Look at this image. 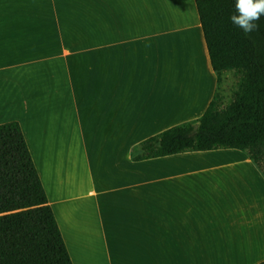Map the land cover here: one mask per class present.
<instances>
[{
  "label": "crops",
  "instance_id": "crops-1",
  "mask_svg": "<svg viewBox=\"0 0 264 264\" xmlns=\"http://www.w3.org/2000/svg\"><path fill=\"white\" fill-rule=\"evenodd\" d=\"M128 1L0 0V124L20 123L74 264H258L264 175L245 151L133 160L201 117L218 78L195 0L186 28Z\"/></svg>",
  "mask_w": 264,
  "mask_h": 264
},
{
  "label": "trees",
  "instance_id": "trees-1",
  "mask_svg": "<svg viewBox=\"0 0 264 264\" xmlns=\"http://www.w3.org/2000/svg\"><path fill=\"white\" fill-rule=\"evenodd\" d=\"M195 3L217 90L201 117L142 141L133 160L238 148L264 175V16L245 35L229 19L235 0ZM231 71L237 87L223 106L220 86ZM0 264H74L18 121L0 124Z\"/></svg>",
  "mask_w": 264,
  "mask_h": 264
},
{
  "label": "rangeland",
  "instance_id": "rangeland-1",
  "mask_svg": "<svg viewBox=\"0 0 264 264\" xmlns=\"http://www.w3.org/2000/svg\"><path fill=\"white\" fill-rule=\"evenodd\" d=\"M172 0H129L128 2H121V5L128 6L131 5L130 8L133 9V11H145L147 15H162L163 18H167L169 22H167L168 27L171 25H178L180 28H186L189 18L192 20L194 17V14L192 12V9L190 8V2L186 3L185 0H176L177 1V10L182 12L183 16L181 17L175 12V7L173 6ZM62 4V3H61ZM73 7L76 10H79V1H76L74 3H71ZM83 4V3H82ZM105 4V3H103ZM107 6H109V3H106ZM90 4L84 3V9L87 7L88 9L90 8ZM110 9V7H108ZM106 10V7H104ZM90 12V11H89ZM71 13H69L70 15ZM177 16H174V15ZM68 15V13H67ZM174 16L171 18V16ZM72 20L79 21L77 17L71 16ZM146 19L151 22L153 18L146 17ZM162 19V18H161ZM173 22V23H172ZM79 23V22H78ZM73 24V23H72ZM150 24V23H149ZM166 25V26H167ZM237 81L238 78L236 77L234 72H227L223 76V81L220 86V92L222 94V105H226L231 97H232V92L236 89L237 87Z\"/></svg>",
  "mask_w": 264,
  "mask_h": 264
},
{
  "label": "clouds",
  "instance_id": "clouds-1",
  "mask_svg": "<svg viewBox=\"0 0 264 264\" xmlns=\"http://www.w3.org/2000/svg\"><path fill=\"white\" fill-rule=\"evenodd\" d=\"M262 16H264V0H235V11L229 19L245 35H251L259 30Z\"/></svg>",
  "mask_w": 264,
  "mask_h": 264
}]
</instances>
